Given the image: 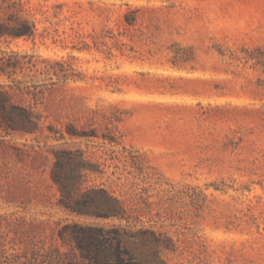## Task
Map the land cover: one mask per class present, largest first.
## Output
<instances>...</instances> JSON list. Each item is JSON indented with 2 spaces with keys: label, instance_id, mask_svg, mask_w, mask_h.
<instances>
[{
  "label": "rangeland",
  "instance_id": "374dc122",
  "mask_svg": "<svg viewBox=\"0 0 264 264\" xmlns=\"http://www.w3.org/2000/svg\"><path fill=\"white\" fill-rule=\"evenodd\" d=\"M32 2L51 16L72 5L84 30L107 25L125 44L109 55L72 49L82 45L73 37L67 48L52 37L0 41L37 62L0 82L30 84L35 93L17 100L39 118L22 131L0 117V264H29L11 253L32 244L90 264L78 237L100 228L122 234L129 263L264 264V0ZM128 11L137 23L119 27ZM44 58L68 59L77 75L52 83ZM70 150L85 157L66 164L90 206L80 212L52 177ZM107 192L124 218L101 215Z\"/></svg>",
  "mask_w": 264,
  "mask_h": 264
},
{
  "label": "trees",
  "instance_id": "16d2710c",
  "mask_svg": "<svg viewBox=\"0 0 264 264\" xmlns=\"http://www.w3.org/2000/svg\"><path fill=\"white\" fill-rule=\"evenodd\" d=\"M65 4L67 3L56 5L51 16L41 3L35 5L32 0H0V41L21 37L35 41L38 36L43 38L52 37L55 42L59 40L67 48L69 45L66 44V41L73 37L77 38L82 45L75 43L72 39V49L82 51L85 49L91 50L95 47L109 55H113V49L122 51V46L125 43L120 38V34L123 31L115 32L113 28L107 25L102 26L100 29L94 28L92 31H86L82 20L77 18L80 12L78 8L68 5L69 13L61 16L63 12L57 7H63ZM124 17L125 21L118 17L119 27L123 25L125 29H130L137 23L138 15L135 11H128ZM40 23L44 24L42 30L40 29ZM61 25H64L63 29H61ZM88 38L92 39V43L88 41ZM71 56H74V54H69V57ZM43 63L42 72L51 76L52 83L57 82L53 79V75H56L58 80L63 81L77 75L73 63L68 59L44 58ZM32 66H37V62L33 61L32 54H21L14 50H0V75H7L11 78L18 73L19 69ZM33 86L36 88L37 84ZM25 93L34 94L35 90L23 80L14 79L12 84L0 82V117L8 123L11 129L35 131L39 122L38 114L32 105L27 106L17 100L18 97H23ZM65 154V162L57 160L52 177L62 192L61 202L69 209L80 212L86 209L85 207L90 206H84L83 203L79 202L78 190L80 184L75 183L73 174L66 172V170L69 168L68 164L71 166L70 162L74 160L75 155L77 161L80 162L85 161V157L73 150L66 151ZM82 167L80 165L78 169H83ZM85 194L86 197L89 196L90 198L88 202L97 201V197L91 196L88 190ZM103 209L101 211L102 216L125 217L123 202L109 192H107L106 205ZM93 232L85 238L86 240L78 237L83 256L90 260V264H134L129 263L126 259L127 256H131V250L123 246V236L120 232H118L115 239L111 238L103 228L94 229ZM6 234L8 235L9 232ZM14 243H16V240H14ZM12 248L16 249L15 246H12ZM6 251H8V248L5 247L3 242H0V262L3 253ZM11 254L19 259L26 258L29 264H62L65 253L59 246L44 247L32 244L21 247V250L19 248V251ZM72 257L73 260L77 257L76 251L72 252Z\"/></svg>",
  "mask_w": 264,
  "mask_h": 264
}]
</instances>
